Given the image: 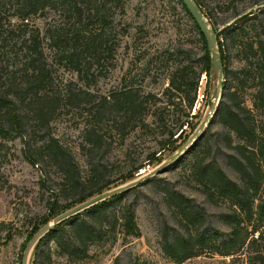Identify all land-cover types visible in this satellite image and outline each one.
I'll return each instance as SVG.
<instances>
[{
	"label": "trees",
	"instance_id": "1",
	"mask_svg": "<svg viewBox=\"0 0 264 264\" xmlns=\"http://www.w3.org/2000/svg\"><path fill=\"white\" fill-rule=\"evenodd\" d=\"M121 1L0 0V137H20L25 157L32 164L42 161L57 168L63 178L62 194L77 196L67 206L51 202L48 215L33 228L29 240L50 218L115 183L107 180L98 184L106 169L102 160L97 159L105 146V125L111 124L124 138L138 128H149L151 116L161 120L164 110L183 104L187 111L185 120L158 141V148L146 160L149 165L159 163L164 159L159 156L192 123L195 114L191 112L198 99L202 74L210 76L215 72L204 34L184 2L178 0L193 18L203 53L197 60L178 64L161 95L127 84L99 96L92 110L93 122L84 133L91 171L84 180L73 151L50 131L62 101L81 94L72 91L71 82L63 87L56 85L53 65L82 79L109 65L113 67L120 41L115 36L111 9ZM197 2L203 9L202 3ZM51 8L58 9L65 19L49 23L44 29L31 23L34 17L45 15ZM246 29L245 22H236L223 28L218 36L224 63L222 99L216 113L221 130L209 134L211 126H208L205 134L173 164L187 165L194 191L210 204L219 206L223 202L226 207L213 214L193 194L166 186L162 190L170 215H163L160 222L161 247L174 264L206 251L222 256L239 254L247 243L251 246L257 242L253 235L264 222V32L238 45L246 54L244 64L237 70L230 67L224 46L229 42L237 44V38L244 37ZM176 51L185 52L181 47ZM7 57L15 61L13 67ZM248 89H252V107L245 100ZM198 124L199 121L192 125L191 132L173 151ZM144 168L145 164L135 166L122 178L127 181ZM5 183L0 173V189ZM84 188L88 190L83 192ZM127 194L115 196L57 226L38 244L31 264L44 254L43 245L49 237L63 253L76 259L87 258L94 243L139 237L141 228L134 203L125 201ZM213 215L220 224L212 220ZM3 225L0 224V229ZM253 253H256L254 261L264 264V252L257 249Z\"/></svg>",
	"mask_w": 264,
	"mask_h": 264
},
{
	"label": "rangeland",
	"instance_id": "2",
	"mask_svg": "<svg viewBox=\"0 0 264 264\" xmlns=\"http://www.w3.org/2000/svg\"><path fill=\"white\" fill-rule=\"evenodd\" d=\"M199 1L212 26L219 32L229 25H236V22H245V36L237 38V44L229 42L226 47L224 43L230 67L236 70L241 68L246 53L238 45L251 36L255 38L258 33L264 32V10L260 11L264 9V0ZM111 12L114 16L115 36L120 41L113 67L109 65L93 76L82 79L74 72L66 71L57 64L53 65L56 85L63 87L65 83L71 82L72 91L81 94L72 100L62 101V107L52 121L50 131L73 151L84 180L91 173L84 149V133L93 122L92 110L99 96L127 84L154 90L161 95L177 65L197 60L203 53V44L193 18L178 0H122ZM251 15L255 16L248 19L247 16ZM64 19L58 9L51 8L45 15L34 17L31 23L44 29L49 23ZM180 47L185 52L178 54L176 50ZM7 59L13 67V58ZM216 86L215 72L210 76L202 74L198 99L191 112L195 114L192 123L159 156L160 160L169 156L173 148L191 132L192 125L203 118ZM251 92L252 89L245 91V100L250 107ZM186 112L183 104L171 106L160 114L163 119L157 120L151 116L152 124L149 128H138L124 138L111 124L105 125V146L97 154V159L102 160L106 169L98 184L107 180L115 182L111 186L121 183L124 181L122 177L140 164L146 165L140 172L151 169L157 162L149 165L146 161L148 155L158 148L161 138L175 131L176 124L185 120ZM216 117L215 114L209 125V134L221 130ZM22 148L20 137H0V173L6 182L0 189V224H4L0 229V264H21L22 254L33 228L48 215L51 202L67 206L77 198L74 193L62 194L63 178L57 168L44 165L42 161L41 164H32L23 154ZM188 174V166L181 162L136 187V190L128 192L125 201L134 203L141 228L139 237H120L116 243H94L89 249V256L84 259L70 258L49 237L43 245L44 254L35 264H117L118 259L119 264H130V261L134 264H174L161 247L160 222L163 215H170L163 200L164 186L193 194L213 214L226 207L223 202L219 206L210 204L201 194L196 193ZM86 190L88 188H84L83 192ZM55 193H58L57 197ZM211 218L220 224L216 215ZM253 236L257 242L251 246L247 243L239 254L222 256L206 251L181 264H261L254 261L256 253L253 251L261 249L264 252V222Z\"/></svg>",
	"mask_w": 264,
	"mask_h": 264
},
{
	"label": "water",
	"instance_id": "3",
	"mask_svg": "<svg viewBox=\"0 0 264 264\" xmlns=\"http://www.w3.org/2000/svg\"><path fill=\"white\" fill-rule=\"evenodd\" d=\"M182 1L186 5L187 9L193 16L194 20L200 27V30L202 31L207 40L208 50L211 55V64L217 74V86L214 92L211 94V98L208 104V111L199 121V124L196 126L194 131L188 136V138L169 156L154 165L151 169L139 172L138 174H136L135 177L127 181L121 182L117 185H114L50 218L48 222L43 224L27 242L26 247L23 251L21 264H31L34 251L38 244L57 226L115 196L129 192L135 189L136 187L152 180L159 174L165 172L170 166L175 164V162H177L205 134L208 126L212 122V118L217 113L223 92L224 63L219 47V31L212 26L210 20L207 18L204 10L199 5L197 0Z\"/></svg>",
	"mask_w": 264,
	"mask_h": 264
}]
</instances>
